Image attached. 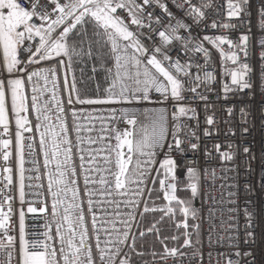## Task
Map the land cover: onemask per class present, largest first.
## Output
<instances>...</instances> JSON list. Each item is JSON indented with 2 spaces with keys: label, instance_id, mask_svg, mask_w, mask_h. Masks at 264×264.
Returning a JSON list of instances; mask_svg holds the SVG:
<instances>
[{
  "label": "snow or ice",
  "instance_id": "1",
  "mask_svg": "<svg viewBox=\"0 0 264 264\" xmlns=\"http://www.w3.org/2000/svg\"><path fill=\"white\" fill-rule=\"evenodd\" d=\"M249 5L250 0H225L215 9L225 12L218 20L210 18L213 0H0V169L6 174L0 186V264H133L129 250L144 255L137 251L133 226L138 227L149 215L150 226L139 236L153 234L161 245L162 252L151 251L153 264H165L169 257L184 255L179 248L167 245L166 241H179L180 236L164 235L163 226L171 222L177 230L185 229L181 247L191 246L188 218L194 219L196 213L190 199L181 198L178 192L190 190L191 198L198 193L199 173L191 163L181 164V159L189 150L199 149V144L192 142L199 137L194 131H185L188 126L184 118H196L195 109L183 103L188 99L185 94L206 99L199 89L204 86L207 90L215 80L208 71L213 50L220 57L223 75L230 77V83L222 85L225 98L230 92L253 87L248 79L249 65L241 61V55L245 60L248 57L249 37L241 34L237 42L230 35L236 27L230 21L245 14ZM260 17L264 26V7ZM218 29L225 32L216 34L214 30ZM261 47L264 49V40ZM190 53H195L196 59ZM98 59L104 61L106 72L103 96L82 98L75 75L69 81L66 71L68 105L152 102L155 92L159 102L172 103L173 111L111 108L100 114L73 108L78 173L65 110L54 90L58 68L71 70L74 61ZM53 63L57 67L42 66ZM49 83L51 97L42 99L50 91ZM241 114L247 113L241 109ZM33 115L35 125L30 118ZM79 120H87L89 126L85 128L77 123ZM97 121L100 132L106 135L95 139L89 135L87 143L104 140L105 148H89L86 155L80 147L85 143L80 133L94 131ZM213 122L211 116L206 118L208 125ZM120 124L126 126L121 128ZM36 134L52 202L50 213L47 201L39 209L29 206L27 212L49 213L52 220L43 225L44 231L28 233L23 207L18 211V223L13 220L17 210L10 195L14 178L9 161L15 154L19 201L23 205L25 148L35 150ZM205 135L210 133L205 130ZM215 147L222 160L233 158L230 152L220 151L221 145ZM101 151L105 152L102 157ZM243 151L247 154L250 149L244 147ZM98 158L103 160V167ZM81 176L83 197L78 186ZM246 190L252 191L250 186ZM156 200L162 203L156 204ZM178 214L183 219L177 220ZM245 215L249 231L244 243H255L253 214L245 209ZM230 246L237 251L221 253L224 264H232V255L237 257V264H254L251 251L241 252L238 243Z\"/></svg>",
  "mask_w": 264,
  "mask_h": 264
},
{
  "label": "built area",
  "instance_id": "2",
  "mask_svg": "<svg viewBox=\"0 0 264 264\" xmlns=\"http://www.w3.org/2000/svg\"><path fill=\"white\" fill-rule=\"evenodd\" d=\"M225 0H213V11L211 17L214 19H222L225 12L221 10L219 13L215 11L220 5H223ZM264 7V0H250V5L246 7L245 14L239 19H232L230 23L235 24V29L231 30V38L238 42L241 34H246L248 40V57L245 60L241 55V61L247 63L250 68L248 75L249 81L253 87L246 89L243 92L234 91L227 94L223 92L222 85L230 83V77L223 75L218 53L213 50V56L209 62L208 71L212 72L215 80L207 85V90L204 86L199 89L206 96L205 100L193 98L192 93H186L188 97L183 103L190 105L195 109V119H185L188 127L185 131H194L198 140L193 138L192 142L199 144V149L195 152L189 150L181 159V164L191 163L199 173L198 193L196 202V211L198 214L197 228L200 231V246L196 252L185 254L181 257L179 254L173 258L169 257L165 264H224V259L221 253H235L237 248L230 245L239 244L241 252L251 251L255 258L254 264H264V188L261 187V182L264 180V60L261 59L264 49L261 47V41L264 40V26L261 24L260 9ZM250 13V15L248 14ZM216 34L225 32L224 29L214 30ZM212 34V32H209ZM210 47L209 45H206ZM183 55V53H181ZM193 59H196L195 53H190ZM74 61L71 70L58 68L57 88L54 90L58 99L62 101L64 107V116L69 128V136L73 144V161L80 172V160L76 152L77 133L73 131L72 109L83 110L84 112H94L106 114L109 109L116 108L117 110L128 109L133 111H143L145 109H160L166 108L169 113L173 111L171 102H159L160 96L153 92L152 102H140L132 104L118 105H68V89L64 85V76L67 71L68 79L71 81L72 75H75L76 86L79 90V74L77 63ZM201 59V63H202ZM43 67H57L54 63L43 64ZM229 66L230 62H229ZM106 76V72H105ZM43 82H41L42 85ZM107 83V82H106ZM50 90L45 94L44 98L51 97L52 85L48 84ZM107 87V86H106ZM80 92V91H79ZM28 94L31 95V85H28ZM104 90L98 91L97 96H103ZM82 96V95H81ZM83 98V97H82ZM54 108V104H53ZM241 109H244L246 115L241 114ZM231 110V112L229 111ZM211 116L213 124L208 125L206 118ZM32 124H36L34 115L31 117ZM197 120L199 124L197 126ZM85 128L89 126L87 120H79ZM126 125L120 124L123 128ZM248 128V132L244 133L243 129ZM207 130L210 135H205ZM234 133V134H233ZM27 135V134H26ZM80 135L85 138V143L80 145L85 150L105 148V141L99 140L95 144L89 145L87 137L90 135L95 139L99 135H106L100 132V122H95V130L92 132L82 131ZM27 144V141H26ZM221 145V152H230L233 156L231 160L225 161L221 159L220 153L216 151V145ZM244 147L250 149L249 153H244ZM105 152L101 151V157ZM180 158V154H175ZM25 203L20 204L18 191V170L15 154L10 159L9 163L13 167L14 183L11 187L10 195L14 197L13 207L17 210V215L13 220L18 223V211L21 207L25 211V224L28 233L44 231L43 225L47 221H51L50 216L52 198L48 193V176L47 170L43 164V155L39 147V135L36 134L35 150L29 151L25 148ZM36 163L33 164L32 161ZM0 163H3L0 161ZM98 163L101 167L104 166L103 160L98 158ZM35 169H38L36 171ZM2 169H0V186L3 181ZM29 177H39V179H28ZM183 178V177H182ZM31 185V187H29ZM81 197H83V177L81 176L78 182ZM251 187L252 191L246 189ZM154 194V193H153ZM69 198L71 193L68 194ZM63 198V197H61ZM47 207L49 213H29V206L41 208ZM251 201V203H249ZM245 209L253 214L251 231L255 234V243L247 239L246 227L248 219L245 215ZM122 211L125 209L121 208ZM139 219V217H138ZM142 224V223H141ZM141 224L137 227L133 226V233L137 236ZM33 225H40L39 228H34ZM89 228L91 223L89 218ZM95 241L93 240V244ZM181 252V251H180ZM211 254V255H209ZM129 255L132 256L129 250ZM3 258L0 257V260ZM232 264H237V257L231 256ZM252 257H244V260H251ZM159 260V259H156ZM15 264V262H13ZM133 264H153L152 261L137 262Z\"/></svg>",
  "mask_w": 264,
  "mask_h": 264
},
{
  "label": "trees",
  "instance_id": "3",
  "mask_svg": "<svg viewBox=\"0 0 264 264\" xmlns=\"http://www.w3.org/2000/svg\"><path fill=\"white\" fill-rule=\"evenodd\" d=\"M106 51V50H105ZM95 66V72H93V67ZM108 66H111L110 64ZM76 67L78 68L79 74V91L83 98H96L98 91H102L106 88L107 83L105 79V70H104V61L103 60H96V61H86V62H78ZM31 118V117H30ZM178 195L184 199H190L191 207L195 210L196 216L193 219L191 216L188 218V229L187 232L190 234V238L192 244L190 247H181L183 243V235L182 233L185 229L181 228L177 230L174 226L171 225V222H166L163 226V234L164 235H178L180 236L179 241H166L169 247H177L180 249L182 253L188 254L196 252L200 246V231L197 228V219L198 214L195 209L197 195L195 198H191L190 190L180 191ZM152 217L149 215L148 219L142 222L140 231H143L146 227L150 226L149 222L151 221ZM177 220L183 219L182 216L179 214L176 217ZM139 232L136 236V248L137 251L144 252L143 256H138L135 253H132L133 263L137 262H144V261H152L154 258L151 255V251L162 252L163 249L159 242L156 240L155 235L148 234L145 237L141 238L139 236ZM155 259H159L156 257Z\"/></svg>",
  "mask_w": 264,
  "mask_h": 264
},
{
  "label": "rangeland",
  "instance_id": "4",
  "mask_svg": "<svg viewBox=\"0 0 264 264\" xmlns=\"http://www.w3.org/2000/svg\"><path fill=\"white\" fill-rule=\"evenodd\" d=\"M158 187V186H157ZM155 196H156V193H154L153 194V198H155ZM162 203V201H160V200H156V204H161ZM190 217V216H189Z\"/></svg>",
  "mask_w": 264,
  "mask_h": 264
},
{
  "label": "crops",
  "instance_id": "5",
  "mask_svg": "<svg viewBox=\"0 0 264 264\" xmlns=\"http://www.w3.org/2000/svg\"><path fill=\"white\" fill-rule=\"evenodd\" d=\"M27 89H28V87H27Z\"/></svg>",
  "mask_w": 264,
  "mask_h": 264
}]
</instances>
